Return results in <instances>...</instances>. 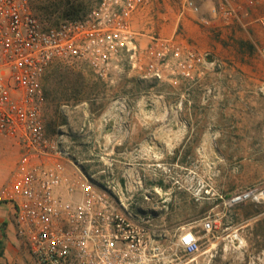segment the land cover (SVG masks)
<instances>
[{"label":"rangeland","instance_id":"rangeland-1","mask_svg":"<svg viewBox=\"0 0 264 264\" xmlns=\"http://www.w3.org/2000/svg\"><path fill=\"white\" fill-rule=\"evenodd\" d=\"M28 1L51 26L100 2ZM203 26L212 66L178 86L128 66L102 80L80 60L53 61L42 80L44 125L86 174L150 216L168 264H264V204L232 201L264 188V42L246 38L252 26ZM208 218L217 228L204 229ZM182 230L199 238L189 257L176 250Z\"/></svg>","mask_w":264,"mask_h":264},{"label":"built area","instance_id":"built-area-1","mask_svg":"<svg viewBox=\"0 0 264 264\" xmlns=\"http://www.w3.org/2000/svg\"><path fill=\"white\" fill-rule=\"evenodd\" d=\"M264 6V0H251ZM150 0H100L80 20L45 24L28 0H0V133L14 139L20 155L0 203L15 211L16 235L36 264H168V249L148 214L115 186L97 182L73 159L63 135L50 136L42 117V80L57 59L85 62L109 79L128 66L142 77L178 86L202 76L212 62L177 36L134 26ZM186 7L199 12L188 0ZM228 18L235 8L224 5ZM257 22L264 29V15ZM264 59V48L260 50ZM132 193V192H131ZM264 204V188L233 198ZM204 229L217 228L208 218ZM176 250L189 257L199 238L182 230ZM170 252V251H169Z\"/></svg>","mask_w":264,"mask_h":264},{"label":"crops","instance_id":"crops-1","mask_svg":"<svg viewBox=\"0 0 264 264\" xmlns=\"http://www.w3.org/2000/svg\"><path fill=\"white\" fill-rule=\"evenodd\" d=\"M187 1L150 0L149 6L134 16V26L145 31L157 29L167 37L177 36L201 53L207 51L210 35L203 22L214 28L252 26L246 38L254 37L264 42V29L257 22L264 15L263 5H256L251 0H192L199 7V12L195 13L186 7ZM225 4L236 9V18L224 15L221 8ZM179 25L181 32L178 34ZM19 155L16 141L0 133V190L9 181ZM0 264H34L25 242L16 235L15 211L7 202L0 203Z\"/></svg>","mask_w":264,"mask_h":264}]
</instances>
